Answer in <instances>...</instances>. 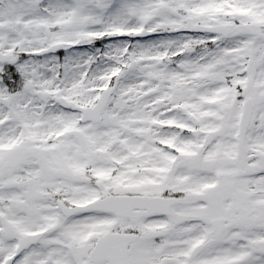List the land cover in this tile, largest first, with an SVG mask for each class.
<instances>
[{
	"label": "snow or ice",
	"instance_id": "6c2138e0",
	"mask_svg": "<svg viewBox=\"0 0 264 264\" xmlns=\"http://www.w3.org/2000/svg\"><path fill=\"white\" fill-rule=\"evenodd\" d=\"M0 264H264V0H0Z\"/></svg>",
	"mask_w": 264,
	"mask_h": 264
}]
</instances>
